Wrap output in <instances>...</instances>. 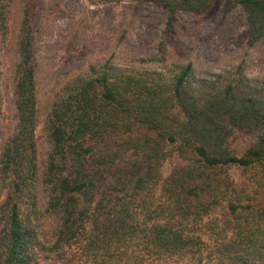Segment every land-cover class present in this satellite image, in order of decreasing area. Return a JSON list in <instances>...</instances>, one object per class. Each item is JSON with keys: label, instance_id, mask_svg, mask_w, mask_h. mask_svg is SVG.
Masks as SVG:
<instances>
[{"label": "trees", "instance_id": "obj_1", "mask_svg": "<svg viewBox=\"0 0 264 264\" xmlns=\"http://www.w3.org/2000/svg\"><path fill=\"white\" fill-rule=\"evenodd\" d=\"M88 1H154L172 16L216 0ZM10 4L0 0V32ZM222 4L243 10L251 45L264 38V0ZM32 15L23 4L16 124L0 146V264H264V83L240 66L197 79L191 63L91 64L48 103L39 174ZM237 131L257 132L238 155L229 147Z\"/></svg>", "mask_w": 264, "mask_h": 264}, {"label": "rangeland", "instance_id": "obj_2", "mask_svg": "<svg viewBox=\"0 0 264 264\" xmlns=\"http://www.w3.org/2000/svg\"><path fill=\"white\" fill-rule=\"evenodd\" d=\"M23 4L33 12L36 36L39 123L35 140L39 174L48 152L42 131L48 103L64 82L91 64L110 60L128 68L152 69L191 63L197 79L229 70L234 73L240 66L252 85L264 83V38L251 45L245 13L240 7L225 11L222 0L203 10L178 11L172 16L164 5L154 1L91 4L88 0H11L0 32V146L16 124L14 64ZM155 56H163L164 61L149 59ZM256 134L237 131L230 140V149L242 154ZM175 158L163 163L164 176ZM229 172L235 180H241L239 167ZM37 194L39 204L44 205L46 192L42 186Z\"/></svg>", "mask_w": 264, "mask_h": 264}]
</instances>
